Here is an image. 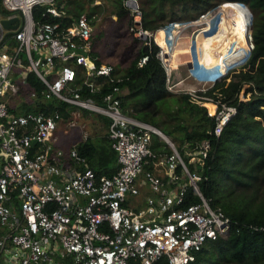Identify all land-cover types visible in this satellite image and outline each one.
<instances>
[{
    "label": "built area",
    "instance_id": "2783aa9c",
    "mask_svg": "<svg viewBox=\"0 0 264 264\" xmlns=\"http://www.w3.org/2000/svg\"><path fill=\"white\" fill-rule=\"evenodd\" d=\"M123 3L135 20L131 30L137 40L157 44L156 56L164 67L167 88L187 92L190 100L204 105L213 117L210 132L219 135L236 107L218 89L212 88L209 94L201 90L229 76L249 55L200 79L190 72V47L196 40L191 36L202 29L195 26L210 9L193 18L148 28L141 24L138 0ZM36 4L46 5V11L55 15L69 16L71 21L35 19ZM15 15L16 26L2 23ZM92 16L84 11L77 15L62 12L54 0H0V264H185L206 238L226 236L231 227L229 215L211 205L199 186L211 142L195 139L177 148L159 128L122 108L117 84L97 99L82 95V84L94 91L99 84L96 77L110 75L112 70L111 63L91 54ZM215 18L214 14L208 21ZM191 26L187 75L207 85L184 90L170 82L171 58L180 32ZM249 45L251 50L253 42ZM147 57L141 55L138 64ZM13 66L37 75L43 83L40 95L36 89L27 98L20 93L10 73ZM78 71L83 73L81 83H74ZM192 95L213 103L210 106ZM9 98L17 108H23L24 100L33 104L39 98L73 107L67 117L58 108L12 112ZM233 98L244 101L237 92ZM80 108L108 118L106 136L117 161L110 174L96 172L75 142L67 149L56 143L59 121L66 119L67 126L74 125ZM149 131L159 132L168 149H152ZM86 135L82 132V137ZM144 186L151 189L144 205L135 208L124 203ZM189 190L197 199L185 203ZM250 226L263 228L264 222Z\"/></svg>",
    "mask_w": 264,
    "mask_h": 264
},
{
    "label": "trees",
    "instance_id": "16d2710c",
    "mask_svg": "<svg viewBox=\"0 0 264 264\" xmlns=\"http://www.w3.org/2000/svg\"><path fill=\"white\" fill-rule=\"evenodd\" d=\"M223 1L225 0H140V21L145 27L156 28L168 20L193 18L207 9L213 11ZM239 1H243L252 13L250 28L253 46L249 56L242 66L230 72V76L225 75L216 80L212 87L201 90V93L209 94L212 88L218 89L224 93L223 99L236 107L219 135L210 132L213 117L207 113L204 105L190 100L187 92H174L167 88L164 67L156 56L157 44L137 40L131 30L133 22L128 16V7L123 0H118L115 11L117 15L112 22L117 26L119 23L123 24L120 29H129L131 33L129 46L124 52L126 56L112 62L105 60L111 49L101 50L97 47V42L107 45L111 36L106 35L103 39L100 33H95L91 54L97 55L96 60L111 63L112 70L110 75L96 77L99 84L94 91H90L85 84L81 86L82 95L97 99L117 84L120 87L118 95L122 108L158 127L176 142L177 148H181L185 142L192 143L195 139L210 140L211 148L199 186L210 198L211 205L220 206L229 215L231 227L226 236L206 238L199 248L192 251L193 257L185 264H264V227L250 226L264 222V0ZM54 4L62 12L71 15L84 11L91 16L99 7L98 4L85 5V0H54ZM175 5L182 12L176 11ZM45 7L44 4H36L33 7V17L62 20L64 23L71 21V17L55 15L46 11ZM156 7L158 8L155 10ZM143 54L148 57L139 65L137 60ZM244 67L246 68L243 69ZM82 74L78 71L74 83H81ZM25 80L27 86L19 84L20 93L27 98L29 91L36 89L40 95L43 83L37 75L29 72ZM235 92L243 102L233 98ZM170 96L174 99L172 107L165 105ZM192 97L210 106L213 103L210 99ZM7 101L12 112L27 109L50 111L58 108L64 117L69 116L72 107L67 102H54L45 98H39L33 104L24 100L23 108H17L10 98ZM165 117L175 122L171 124ZM103 124L108 126V118ZM151 133L153 131H149V146L152 149H168L165 143L161 147L155 144ZM75 143L77 151L86 156L88 164L96 172L110 174L116 169V153L107 136L103 135L99 141L86 136ZM130 198L128 196L124 203H131ZM196 199L197 196L189 190L184 202ZM133 206L141 207L140 204Z\"/></svg>",
    "mask_w": 264,
    "mask_h": 264
},
{
    "label": "rangeland",
    "instance_id": "374dc122",
    "mask_svg": "<svg viewBox=\"0 0 264 264\" xmlns=\"http://www.w3.org/2000/svg\"><path fill=\"white\" fill-rule=\"evenodd\" d=\"M138 1L140 2V0H138ZM88 4H91V5L92 4H98L99 5V7L97 8V11L92 16V21H93V25H94V28H93L94 35H95V33H96V35H97V33H100V36H102L103 39L106 35L111 36V37H109V43L107 45H104L100 42H97V47L101 50H102V48L111 49L110 53H109L110 55L108 57H105V60L111 61V62L116 61L117 58L125 55L124 52H125L127 46H129L130 34H131L129 29L128 30L120 29V27H122L123 24L119 23L120 26L119 25L117 26L115 23L112 22V20L117 15L115 11L118 8V0H91V1L85 0V5H88ZM140 4H141V2H140ZM178 5H180V4H178ZM219 6L220 5H218L215 10L206 14L202 18V21L199 22V24L197 26H195V29L197 27H203L202 32H203V36L205 38H210V36L213 35L214 32L215 33L217 32V29L219 32L220 30L217 27L220 25L221 22H225L226 16H224L223 14H220V15L218 14L217 16L220 19L219 20L216 19L218 21H216L214 24V28H216V31H215V29H212V27L210 26V21H208V19L211 16H213L214 14L216 15L215 12L217 11ZM174 7H176V11L178 10V11L182 12L180 10V8H178L177 5H175ZM221 7H223V6H221ZM157 8L158 7L154 8V9L156 10ZM249 11H250V9H249ZM237 15L240 16L239 13H237ZM128 16H130L132 22L134 23L135 20L133 19V17L129 13H128ZM235 26L237 28L236 34L238 35V39L244 40L246 43L245 29L243 27L239 26L238 24H235ZM245 26H246L247 35H248L250 25L247 24ZM222 27H220V28H222ZM192 28H193V26L187 27L180 32L179 36L177 37V39L175 41L174 52H173V55L171 58L172 74H171V81L170 82L173 85H175L174 86L175 88H180V89H184V90L187 87H197L200 85H204V86L207 85V83L198 82V81H196L197 79L194 80L192 77L187 75V73H188L187 67H189V65H190V63L188 61V58L190 57V53H189V50H187V49L189 47V37L191 35V33L189 34V32ZM166 36H167V34H166ZM247 42H249V41H247ZM123 49H124V51L122 52ZM190 49H191V47H190ZM195 53L196 52H192V50H191V55H193L191 57L192 58V65L191 66H193V67H191V66L190 67L193 68L194 71H197L196 66H195V63L197 62V59L195 57ZM245 68L246 67H244L243 69H245ZM28 72L29 71H27V69L25 67L22 69L21 72H19L18 66H13L11 68V71H10L13 79H15L19 84H22L24 86H27V82H26L25 78L28 75ZM200 74H198V75L201 76ZM229 76H230V74H229ZM173 100H174L173 97L170 96L169 98L166 99L165 105L167 104L168 106L172 107L173 106L172 104H174ZM72 107H73V105H72ZM80 110H81V113L74 116V120H75L74 125L67 126L66 125V119H63V120L59 121V123H58L57 134H59V137H58L56 143H57V145H59L60 147H62L64 149H67L71 143L82 138V132H84V131L87 132L86 136H89L90 138H92L93 141H99L100 136L103 135V133L105 132L106 127L104 126L103 121L105 119H107V116L104 113H99V112H96L94 110L84 109V108H80ZM161 116H163V113L161 114ZM165 118L171 124L175 122V120H173V119H169L168 117H165ZM66 126H67L68 130L64 131L63 128ZM151 138H152V141L155 144L160 145V147L164 143L162 137L156 132L151 133ZM185 144H186V142L182 144V147ZM141 188H142L141 189L142 191L140 190L137 194H135L133 196L134 202H142L143 201V203H144L147 193L143 194V190L149 189V191H151L150 188L145 187V186L141 187Z\"/></svg>",
    "mask_w": 264,
    "mask_h": 264
},
{
    "label": "bare ground",
    "instance_id": "6f19581e",
    "mask_svg": "<svg viewBox=\"0 0 264 264\" xmlns=\"http://www.w3.org/2000/svg\"><path fill=\"white\" fill-rule=\"evenodd\" d=\"M215 13L216 18L210 20V26L212 27V29H215V31L216 28H214V24L220 19L217 15L223 14L224 16H226L225 22H221L217 27L220 30L219 32L217 29V32H214L213 35L210 36V38H205L203 36L202 27V29L196 30L191 36V38L196 39L195 41H192L191 50L192 52H196L195 57L197 59V62L195 61V66L197 71H194L193 68H191L193 66H191L190 72L200 79H207L215 73H219L226 67L227 64L242 59V57L244 56L246 57L247 55H249L250 51V48L248 49L247 45L251 44V28H249V34L247 35L245 26L247 24H251V12L249 11L248 6L245 3L231 0L228 3L221 4ZM237 13H239L241 17L238 16ZM235 24H238L245 29L246 43L244 40L238 39V35L236 34L237 28ZM222 26L225 27L223 28ZM222 59L223 61H221ZM198 74H200L201 76H199ZM200 98L209 99L206 97ZM160 133L164 135L162 132Z\"/></svg>",
    "mask_w": 264,
    "mask_h": 264
},
{
    "label": "water",
    "instance_id": "95a60500",
    "mask_svg": "<svg viewBox=\"0 0 264 264\" xmlns=\"http://www.w3.org/2000/svg\"><path fill=\"white\" fill-rule=\"evenodd\" d=\"M239 2H241V1H239ZM225 3H227V0L226 1H224V3L223 4H225ZM251 12V11H250ZM17 20H18V16H13V17H10V18H4L3 20H2V23L5 25V26H7V27H14V26H16V24H17ZM252 20V13H251V17H250V21ZM12 21H14V23H12ZM250 27H251V25H250ZM251 42H253V39H251ZM248 47H250V45H248ZM247 47V48H248ZM245 57V56H244ZM243 58V57H242ZM152 125V124H151ZM154 126V125H153ZM156 127V126H155ZM158 128V127H157ZM160 130V129H159ZM161 132H163L162 130H160ZM159 133V132H158ZM163 134H165V133H163Z\"/></svg>",
    "mask_w": 264,
    "mask_h": 264
},
{
    "label": "crops",
    "instance_id": "0c3cea01",
    "mask_svg": "<svg viewBox=\"0 0 264 264\" xmlns=\"http://www.w3.org/2000/svg\"><path fill=\"white\" fill-rule=\"evenodd\" d=\"M63 130L64 131H67L68 129H67V127L65 128H63ZM106 132H107V127L105 128V132L103 133V135L104 136H106ZM103 135H101L100 136V138L103 136ZM58 137H59V134H58ZM110 146H111V143H110ZM142 189V188H141ZM142 191V190H141ZM150 191H149V189H147V190H143V194L144 193H149ZM134 196V195H133ZM133 196H130L131 198V203L133 204V205H136V204H140V206H142V205H144V203H143V201L142 202H134V200H133Z\"/></svg>",
    "mask_w": 264,
    "mask_h": 264
}]
</instances>
